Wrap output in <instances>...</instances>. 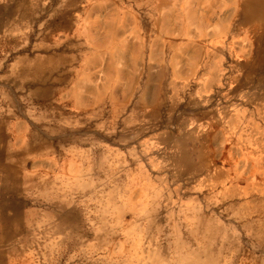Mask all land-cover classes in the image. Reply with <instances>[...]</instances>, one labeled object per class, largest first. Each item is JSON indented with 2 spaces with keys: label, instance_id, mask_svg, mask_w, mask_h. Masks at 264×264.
I'll use <instances>...</instances> for the list:
<instances>
[{
  "label": "rangeland",
  "instance_id": "374dc122",
  "mask_svg": "<svg viewBox=\"0 0 264 264\" xmlns=\"http://www.w3.org/2000/svg\"><path fill=\"white\" fill-rule=\"evenodd\" d=\"M26 1L20 17L31 18ZM25 26L33 39L36 23ZM161 79L148 101L172 95ZM104 89L98 75L64 83L58 97L0 98V142L10 117L30 142H63L57 188L52 180L46 198L32 194L31 209L0 227L3 263L264 264V148L252 171L233 142H190L173 107L135 113Z\"/></svg>",
  "mask_w": 264,
  "mask_h": 264
},
{
  "label": "crops",
  "instance_id": "0c3cea01",
  "mask_svg": "<svg viewBox=\"0 0 264 264\" xmlns=\"http://www.w3.org/2000/svg\"><path fill=\"white\" fill-rule=\"evenodd\" d=\"M28 3L31 18L16 12L17 0L0 4V98L58 97L64 83H89L102 75L109 99L124 100L120 108L142 114L143 108L173 107L190 142L200 148L233 142L243 159L238 163L254 170L251 157L264 148V0ZM43 13L48 24H40ZM30 20L36 23L33 39L25 28ZM160 74L172 95L161 100L156 93L148 101L147 90H158ZM4 120L0 227H12L15 212L31 209L32 194L46 198L52 180L57 188L63 142H30L25 130L17 131L21 124ZM5 241L0 235V243Z\"/></svg>",
  "mask_w": 264,
  "mask_h": 264
},
{
  "label": "bare ground",
  "instance_id": "6f19581e",
  "mask_svg": "<svg viewBox=\"0 0 264 264\" xmlns=\"http://www.w3.org/2000/svg\"><path fill=\"white\" fill-rule=\"evenodd\" d=\"M26 2H27L26 0H23L22 5H21V7H20L19 10H18L19 14H21V15H22L23 12L25 11V8H26ZM18 12H17V13H18ZM21 15H20V16H21ZM41 71H42V70H41ZM34 75H35V74H34ZM32 137H33V136H32ZM6 244H7V243H6Z\"/></svg>",
  "mask_w": 264,
  "mask_h": 264
}]
</instances>
